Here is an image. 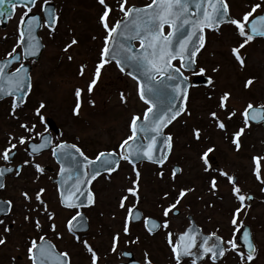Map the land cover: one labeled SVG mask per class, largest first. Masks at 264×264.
I'll list each match as a JSON object with an SVG mask.
<instances>
[{
  "label": "rangeland",
  "instance_id": "374dc122",
  "mask_svg": "<svg viewBox=\"0 0 264 264\" xmlns=\"http://www.w3.org/2000/svg\"><path fill=\"white\" fill-rule=\"evenodd\" d=\"M40 2L43 3V0ZM150 2L151 0H128V5L144 7ZM227 2L231 16L236 19H242L243 15L250 12L251 7L257 3L262 4V8L257 9L253 15L264 10V0H227ZM106 3L113 8L109 16V24L112 25L121 18L122 14L118 11L117 0H106ZM50 4L54 6L60 18L59 23L53 34L46 30L40 32L44 50L39 61L31 66L30 76L33 87L25 110L23 112L18 110L19 121L25 117L35 121L33 113L40 103H44L45 117L54 121L61 129V137L56 140L57 142L75 144L90 158H95L102 151H119V145L131 134L129 130L131 116H142L147 106L138 98L137 84L122 75L114 63L106 65V70H102L101 78L91 97L86 94L82 96L80 114L78 116L73 114L77 102L75 90L81 88L86 93L88 82L92 79L99 62L106 36L105 30L99 23L103 6L98 0H51ZM34 10L39 13L40 7ZM21 14L19 12L15 15V19L7 28L0 29V57L9 53L11 47L15 45L17 24ZM72 39H76L78 43L65 52L64 48ZM242 42L243 38L239 37L232 25H223L219 32H206L205 47L198 55L197 61L198 67L206 69L204 77H211L214 86H198L190 89L186 108L191 115L180 116L165 130V134L173 137V150L163 169L147 163L137 164L141 172V200L135 207L144 216H151L162 223L164 220L161 216L162 207L173 203L181 188H195L194 192L189 193L177 205L179 215L175 217L170 213L167 218L169 220L167 231L173 234L174 242L175 235L183 231L188 224L187 215L194 219L204 233L210 234L219 229L217 235L225 240L230 239L233 231L229 221L238 202L231 196V185L224 177H217L218 189L215 193L209 190V174L203 171L200 159L203 151L213 147L215 151L210 153L213 169L211 175L217 176L215 170H223L234 175L238 178L242 191L254 197L252 201H245L250 207H246L241 212L240 219L250 228L259 250L253 264H264V191H262L264 185L254 175L253 161V157H264V123L245 128V134L241 136L240 151H236L235 145L231 143L233 134L244 127L241 113L246 105L264 104V39L253 40L241 49L240 54L245 59L243 68L231 51ZM69 55L73 57L72 60L68 59ZM81 65L87 66L84 77L79 75ZM214 68H219V71L214 72ZM186 76L190 79L194 75L188 73ZM248 79H253L254 83L245 88ZM121 92L127 97V104L120 101ZM225 92L231 94L229 101L226 102L227 112L218 107L220 98ZM89 99L94 100V105L88 103ZM231 111H236L237 115L228 120L227 113ZM212 112H216L220 120L226 124V131H221L215 126L211 118ZM14 120L16 119L10 116L9 104L0 105V150L5 145L9 133L15 135L21 133L17 127L19 121ZM194 129L200 130V141L194 138ZM44 157L47 160H42ZM38 162L42 166L54 167L47 155H42ZM172 166L183 169L175 182L171 180ZM159 171H164V180L158 178ZM260 171L261 178L264 179V162L261 163ZM28 173L30 175L27 181H21L22 178L19 181H11L14 186L11 194L15 200L20 201L19 193L15 188L19 189L21 185L26 186L25 183H30L28 187L26 186V191L31 194L37 187L32 184L30 167L26 168L22 175L24 174L26 178ZM44 177L47 178L46 175ZM131 179H135V173L131 165L123 161L111 179L106 175L97 179L98 181L92 186L96 203L92 213H89L92 224L88 237H80L81 242L74 247L71 244L72 240L66 235L61 241L51 240L60 251L68 250L76 264H88L87 260L83 262L79 256L75 258V253L82 252L83 241L91 243V247L95 251L97 249L96 252L101 255L111 245L112 235L116 232L122 233L126 209L133 207L135 201L129 196V200L125 201V209L119 207V202L123 195H127L124 190L132 186ZM165 193H168L167 199L163 198ZM69 215L70 213H67L65 218ZM55 221L60 225L63 218L57 216ZM17 231L19 230H15L13 236L8 238L7 247L0 248L1 264H30L27 258H17L25 250ZM165 234V230H160L156 236L148 238L144 236L142 225H133L129 236L121 234L115 255L109 258L106 257L107 255H101L99 264H108L122 250L132 251L141 262H144V254L147 252L148 256H152L154 264H175L170 246L168 249L165 246ZM137 237H140L139 242L132 243ZM13 256L16 257L15 261L10 259ZM182 264L191 263L183 261ZM200 264H211V262L206 259ZM217 264H239V257L230 251Z\"/></svg>",
  "mask_w": 264,
  "mask_h": 264
},
{
  "label": "snow or ice",
  "instance_id": "6c2138e0",
  "mask_svg": "<svg viewBox=\"0 0 264 264\" xmlns=\"http://www.w3.org/2000/svg\"><path fill=\"white\" fill-rule=\"evenodd\" d=\"M6 0H0V17L6 15L3 6ZM39 0H8L9 7L15 8L20 6L24 8L21 18L18 21V43L7 53L4 60L0 61V97H11L10 116L16 120L20 119L18 110L23 112L27 103L24 95L31 90V76L29 70L23 63H19L22 57L35 56L40 48V40L35 34L37 29L44 26L49 28L50 34L55 33L56 26L59 23V16L56 10L50 7L51 0H43L41 12L46 17L42 24L41 17L33 13V8ZM103 6L104 11L99 18V23L106 32L104 44L101 49L99 62L95 67L92 79L88 82L86 93L84 89L75 90L76 105L73 109L74 115H79L83 104L82 96L91 94L98 81L101 78L102 70H106V65L115 62L120 72H125L126 67L132 69L127 74L131 76L138 85L139 100L147 105L141 115H132L129 121L130 135L125 138L119 145V151L100 152L95 159H90L81 148L75 144L59 143L53 146L51 135L47 129V118L44 115L46 105L40 103L35 109L33 116L34 122L21 121L19 128L27 135L17 136L9 133L7 136L6 146L0 150V190L6 189L5 178L13 174L19 178L25 168H33L37 174H43L45 168L38 162L45 149L50 148L51 154L60 163L59 175L62 178L60 188L58 189L59 204L63 209H82L95 204L94 193L90 190V185L101 175L106 174L111 179L112 173L118 171L121 162H127L135 173V179H131V187L124 191L119 202V207L125 209V201L129 196L134 198L133 207L126 209V215L122 224V233L116 232L111 238V252L115 253L121 238V234L129 236L133 222L140 220L149 234H156L160 230H165L167 242L170 246L175 264H182L186 257H193L191 264H197V261H204L206 258L211 264H217L218 260L223 258L226 253L234 252L239 257V264H253L257 259L259 250L253 240L250 229L245 228L244 222L240 219V214L246 207L245 201H252L254 197L244 193L239 186V180L234 175H230L223 170H215L217 176H212L210 153L215 151L209 147L203 151L200 159L203 164V171L208 173L209 190L215 193L218 189L217 177L226 178L231 185V196L238 202L237 207L231 214L229 221L233 235L231 239L225 240L216 232L203 235L202 230L194 226H189L185 232L173 240V234L169 229V214L176 215L177 205L195 188H181L175 201L166 207H162L161 216L163 222L157 221L151 216H142L141 212L135 208L140 203V180L141 172L137 168L138 162L147 161L151 164L158 165L163 169L170 154L173 150V137L165 135L164 129L168 128L173 121L182 115H191L188 112L185 101L188 99V89L193 85L189 83V77L185 72L192 75L204 76L206 69L198 67L197 56L205 47V31L219 32L222 25H232L237 30L239 37L243 42L231 51L235 60L241 68L245 67V59L241 56V49L252 42L257 37H264V15L254 16L257 9L262 8V4L257 3L251 7V11L243 15L242 19L233 18L230 14V6L227 0H151V3L143 8L134 5L129 6L128 0H117L118 11L122 14L121 18L116 20L112 25L109 24L110 13L113 8L110 7L106 0H98ZM29 14H32L29 18ZM250 18H252L250 20ZM165 27L169 29L165 33ZM133 41L139 42L137 50ZM78 41H72L64 48L68 52L70 48L76 45ZM26 45V46H25ZM22 50V55L17 52ZM72 60L71 55L68 56ZM179 61V66L174 65V61ZM19 66L13 69V65ZM86 65H81L79 75L85 76ZM218 72L219 68H214ZM209 85L214 86L211 77L207 79ZM253 79L245 82V88L253 85ZM230 93L225 92L220 98L218 107L227 112L226 102L230 99ZM120 101L127 104V97L123 92L120 93ZM179 102V104L177 103ZM88 103L94 105V100L89 99ZM237 115L236 111L227 113V119ZM243 125L236 131L231 139L235 145V150L240 151L242 147L241 136L245 134V128L251 124H260L264 122V104L254 105L248 103L241 113ZM211 118L215 126L221 131H226V124L220 120L216 112L211 113ZM44 125V131H38V126ZM193 136L197 141L201 140L199 129L193 130ZM146 141V143L144 142ZM19 146H23V151L27 153L30 159H25L19 165H14L17 157ZM255 163L254 175L256 179L264 185V179L261 178L260 166L264 162V157H253ZM183 169L177 166L171 168V180L175 182ZM157 176L164 180V171H159ZM39 180V175L35 177ZM264 191V189H262ZM46 189L41 187L35 192V206H32V196L28 191H22L21 196L27 202L28 211L36 212L38 215L43 214L50 224L51 231L57 233L55 223V213L49 209L48 204L42 198ZM168 193L164 194L167 199ZM12 200H0V248L7 247L8 238L11 235L12 228L6 224L4 217L9 216L13 209ZM42 210V211H41ZM115 218V217H113ZM25 221L32 222L29 215H25ZM16 221L13 220L12 224ZM87 220L82 212L77 211L71 219L67 221V233L80 241L78 232L87 230L85 225ZM34 227L36 231L42 230L40 219H35ZM242 231V242L246 247V252L238 250L240 245L236 233ZM57 239H62V235L57 233ZM139 237L132 243H138ZM84 248L90 253V264H99L100 257L97 252L87 243L82 242ZM195 250V251H194ZM124 255L130 256V252ZM143 264H151L148 253L144 254ZM15 261L16 257H11ZM27 259L30 264H71V257L67 251H58L56 245L40 235L39 239H32L27 247Z\"/></svg>",
  "mask_w": 264,
  "mask_h": 264
},
{
  "label": "flooded vegetation",
  "instance_id": "af4514ba",
  "mask_svg": "<svg viewBox=\"0 0 264 264\" xmlns=\"http://www.w3.org/2000/svg\"><path fill=\"white\" fill-rule=\"evenodd\" d=\"M11 21H13V19H11V20H9V22H8V24H7V27H8V25L10 24V22ZM15 43H16V40H15ZM15 46V45H14ZM5 56H6V54H3V56H1L0 57V60L1 59H4L5 58ZM19 63H22L21 61L19 62ZM29 64H31L30 65V67L34 64L33 62H31V63H29ZM17 66H19L18 64H15V66H13V69L12 70H14V68L15 67H17ZM32 68V67H31ZM31 85H32V82H31ZM32 87H33V85H32ZM32 87H31V90H30V93H29V95L27 96V98H26V100L28 101V99H29V96H30V94H31V91H32ZM11 101H12V99L11 98H7V99H4V100H1L0 101V105H2L3 103L4 104H6V103H8L9 104V106L11 107ZM26 105V104H25ZM38 107V106H37ZM14 121H16V120H14ZM17 121H19V120H17ZM21 121H28V122H34L33 121V119L32 120H29V119H26V117L25 118H23V120H20L19 122H18V128H19V123L21 122ZM54 122V121H53ZM54 125H55V127L54 128H48V126H47V129H48V133L51 135V137H52V141H53V146L55 145V144H59V143H61L62 141H59V142H57L56 140L58 139V138H60L61 137V129L56 125V123L54 122ZM14 126V125H13ZM19 130L21 131V133L19 134H17V136H20V135H27L26 133H24L23 132V130L22 129H20L19 128ZM38 131H44L45 130V126L44 125H39L38 126V129H37ZM14 131V130H13ZM8 136V135H7ZM6 141H7V137H6V140H5V145L2 147V149L6 146ZM19 146V145H18ZM18 148H20L21 150L19 151V153H18V155H17V157L15 158V160H14V165H19L20 163H22L23 161H24V159H30V157H28L27 156V153L26 152H24L23 151V146H20V147H18ZM1 149V150H2ZM42 155H47L48 157H49V159L51 160V162L53 163V165H54V167H50L49 165L48 166H46V165H43L44 166V168H45V172L43 173V174H37L36 172H35V170L33 169V168H30L31 170H32V181H33V186H37L36 187V189L33 191V192H31V196H32V198H33V200H32V206H35V192L39 189V188H41V187H43V188H45L46 189V192L44 193V196L42 197L45 201H46V203L48 204V206H49V209L50 210H52L54 213H55V216L57 217L58 216V218H63V221L61 222V223H59L60 225H58V223H57V221H55V223H56V225H57V233H60L61 235H62V237L64 238V236L66 235V236H69V238H70V240H72L71 241V244H72V246L74 247V246H77V244H78V242L75 240V238L74 237H72L71 235H69L68 233H67V227H66V224H67V221L69 220V219H71V217L77 212V211H80V212H82L83 213V215H84V217H85V219L87 220V228H88V231L87 232H83V233H79L78 232V235H79V237H81V238H85V237H88V234L91 232V230H90V228H91V224H92V217H91V215L89 216V213L92 211V209L94 208V206H95V204L94 205H92V206H90V207H85V208H82V209H63L61 206H60V204H59V194H58V187H57V185L55 184V180L57 179V176H58V171H59V167H58V165L56 164V162H55V160H54V158H53V156H52V154H51V149L50 150H47V151H43V153L40 155V156H38L37 157V160L42 156ZM21 159H22V161H21ZM42 160H47V158H42ZM45 164V163H44ZM0 166H3V162L2 161H0ZM29 168V167H28ZM26 169V168H25ZM24 169V170H25ZM23 173V172H22ZM29 173H28V176L25 178V176H24V174L23 175H21V177H19V178H17V177H15L13 174H9L6 178H5V183H6V189H4V190H0V200H12L13 201V205H14V207H13V209H12V213L9 215V216H7V217H4V219H5V222H6V224H8L11 228H12V232H11V235L9 236V238L11 237V236H13V234L15 233V230H19V231H17L16 233H18L19 234V237H21V239H22V244L21 245H23V246H25V250H24V252H22L21 254H20V256H18L17 258H20L21 257V259H23V257H24V259L25 258H27V247L30 245V241L32 240V239H39V236L40 235H44L45 237H46V239H48V240H56L57 238H56V235H57V233H54L53 231H51V228H50V224L52 223L51 221H48L47 219H46V217L43 215V214H40V215H38L36 212H29L27 209H28V205H27V202L26 201H24V199H23V197L21 196V192L22 191H26L27 190V188H26V186L28 187L29 186V184L30 183H25L26 184V186H24V185H21V188H15V190L16 191H18V193H19V195H18V197L20 198V201L18 200V199H14V196L11 194V192L13 191V184H11V181H19V180H21V178L23 179V180H21V181H27V179H28V177H29ZM37 175H39V180L37 181L36 179H35V177L37 176ZM44 175H46V177L47 178H45L44 177ZM23 176H24V178H23ZM102 177V176H101ZM41 179H42V181H41ZM100 179V177L98 178V180ZM98 180H96V181H98ZM95 181V182H96ZM93 184H94V182H93ZM93 184L91 185V191L93 192V190H92V186H93ZM94 193V192H93ZM94 196H95V203H96V195H95V193H94ZM17 197V198H18ZM50 198V199H49ZM42 211V210H41ZM67 213H70V215L68 216V217H66L65 218V215L67 214ZM92 213V212H91ZM29 215L31 218H32V222L30 223V222H28V221H25V219H24V217H25V215ZM40 219V221H41V224H42V230L41 231H36V229H35V227H34V221H35V219ZM65 218V219H64ZM97 219V218H96ZM13 220H15L16 221V223L15 224H12V221ZM56 220V219H55ZM138 225H142V227H143V229H144V236L145 237H148V238H152V237H154V236H156L157 235V233L156 234H149L146 230H145V227H144V225H143V223H141V224H138ZM3 228V225H0V229H2ZM62 238V239H63ZM140 238V237H139ZM62 239H57V240H59V241H61ZM52 242V241H51ZM53 243V242H52ZM87 243L91 246V243H89L88 241H87ZM164 243H165V246H166V248L168 249L169 248V244H168V242H167V235L165 234V237H164ZM54 244V243H53ZM110 244H111V241H110ZM119 245V244H118ZM82 248H81V251L82 252H77V253H75V258H76V256H79V258H81L82 260H83V262L85 261V260H87L88 261V264H90V253H88L87 251H86V249L84 248V245H83V243H82ZM56 248H57V250L58 251H60L59 250V248L56 246ZM76 248V247H75ZM118 248V247H117ZM77 249V248H76ZM64 251H67L68 253H69V255H70V257H71V264H76L75 263V261L73 260L74 259V257H73V255L68 251V250H66V249H64ZM96 251H97V249H96ZM125 251H129V252H131V254L133 255V258L137 261V262H139V263H141V264H143V262H141V261H139V260H137L138 258L135 256V254L132 252V251H130V250H122L118 255H117V257L116 258H113V260H111L108 264H126L127 263V258L125 257V255H123V253L125 252ZM61 252H63L62 250H61ZM171 252V251H170ZM97 255L100 257V259H101V255L102 256H106L107 258H109L111 255H115V253H113V252H111V245L108 247V250L106 251V252H104V253H102L101 255H99L98 253H97ZM171 255H172V253H171ZM85 257H86V259H85ZM149 257V259L151 260V264H154L152 261V256L150 255V256H148ZM29 261V260H28ZM100 261V260H99ZM30 262V261H29ZM1 264V263H0Z\"/></svg>",
  "mask_w": 264,
  "mask_h": 264
},
{
  "label": "water",
  "instance_id": "95a60500",
  "mask_svg": "<svg viewBox=\"0 0 264 264\" xmlns=\"http://www.w3.org/2000/svg\"><path fill=\"white\" fill-rule=\"evenodd\" d=\"M12 3L14 4V3H16V0H12ZM50 7H52V5H49ZM53 8V7H52ZM5 13H6V15L5 16H3V17H0V24H1V26L3 27L4 25H5V21H6V18H8V17H10L11 16V12H12V10H11V7H9V4H8V7L6 8V10H3ZM31 17V15H29V18ZM44 18H45V20H46V17L44 16ZM39 29L40 28H38L37 29V31H36V35H37V33H38V31H39ZM37 37H38V35H37ZM38 39H39V37H38ZM40 40V39H39ZM134 42V41H133ZM132 42V43H133ZM136 42H138V41H136ZM40 45H41V41H40ZM26 46V45H25ZM137 50H139V48H137ZM41 51H42V45L40 46V48H39V50H38V54L37 55H35V56H32V58L34 59V60H38V58H39V55H40V53H41ZM31 56H29V57H24L25 59H27V58H30ZM128 71H132V69H130V68H127L126 67V71L125 72H123V73H125V74H127V72ZM128 75V74H127ZM131 77V76H130ZM192 84H194V85H196V84H207V79H205V78H203V77H195L193 80H192ZM26 94V93H25ZM24 94V95H25ZM178 104H179V102H177ZM185 103V102H184ZM48 124L50 125V126H53V124L50 122V121H48ZM145 143H146V141H144ZM57 160V159H56ZM143 162H147V161H143ZM60 164V163H59ZM61 166V165H60ZM61 177H59V179H58V183L60 184V182H61ZM60 180V181H59ZM188 220H189V222H190V225L189 226H194V227H196L195 226V224L193 223V221H192V219L190 218V217H188ZM137 221H140V220H135L134 222H137ZM188 228V227H187ZM186 228V229H187ZM197 228V227H196ZM245 228H247L248 229V227H245ZM186 229H185V231H186ZM184 231V232H185ZM243 231V230H242ZM242 231H241V233H240V236H239V243H240V246L245 250V252H246V247H245V245L243 244V242H242ZM179 236V235H178ZM178 238V237H177ZM195 251V250H194ZM186 258H191V259H193V257H186ZM197 262H199V261H197Z\"/></svg>",
  "mask_w": 264,
  "mask_h": 264
}]
</instances>
